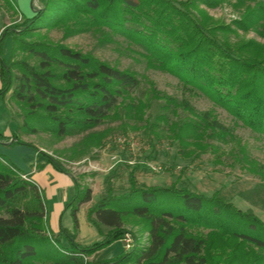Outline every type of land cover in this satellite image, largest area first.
<instances>
[{"label":"trees","instance_id":"1","mask_svg":"<svg viewBox=\"0 0 264 264\" xmlns=\"http://www.w3.org/2000/svg\"><path fill=\"white\" fill-rule=\"evenodd\" d=\"M39 1L42 9L24 16L22 23L0 36V99L4 103L11 92L13 99L26 107L21 126L25 131H45L62 138L122 116L144 120L145 109L160 100L159 120L180 145L206 151L216 149L214 141L232 142L250 171L264 177V166L244 153L241 140L213 113L197 112L185 99L160 94L154 83L142 84L132 70H122L63 44L28 42L41 26L64 27L66 31L73 22L83 29L105 26L138 44L149 68L176 76L184 87L198 90L264 136V56L245 54L210 31L208 17L192 10L196 1ZM202 1L209 6L218 3ZM238 1L253 2L251 12L259 14L264 26V0ZM239 24L247 28L244 22ZM16 30L21 32L16 34ZM10 38L12 55L6 60L4 50ZM17 49L34 63L15 59ZM11 139H15L13 144L32 147L15 132L11 137L0 134V142ZM45 163L68 173L50 157ZM23 175L24 171L6 164L0 155V264H223L217 258L212 263L206 255L214 239L232 253L238 246L255 249L257 256L246 264H264V222L218 192L209 196L175 185L138 187L132 173L129 191L114 195L110 189L89 209V222L98 230L107 227L109 232L99 242L82 245L76 241V232L69 229L61 227L53 233L42 189ZM74 184L76 194L70 206L78 228L79 207L91 201L92 192L79 189L76 181ZM128 221L144 225L148 233L145 247L138 250L134 246L110 260L88 259L121 240Z\"/></svg>","mask_w":264,"mask_h":264},{"label":"rangeland","instance_id":"2","mask_svg":"<svg viewBox=\"0 0 264 264\" xmlns=\"http://www.w3.org/2000/svg\"><path fill=\"white\" fill-rule=\"evenodd\" d=\"M194 1L197 7L192 10L208 17L206 26L210 31L221 39L229 40L245 54L264 56V26L260 24L259 14L252 13L253 2L216 0L218 3L215 6H209L202 0ZM42 8L39 0H0V36L22 23L24 16L31 17ZM239 22H244L247 28H241ZM73 24L69 26V31L64 27L41 26L36 36L28 42L42 40L63 44L122 70L136 72L142 84L148 81L154 83L160 94L185 99L197 112L213 113L241 140L242 146L246 148L244 153L264 166L263 135L253 132L198 90L184 87L176 76L149 68L145 58L139 54L142 48L132 39L114 34L105 26L83 29ZM20 32L16 30V34ZM11 39L5 45L6 60L12 55ZM16 55L17 60L27 58L30 63H34L20 49H17ZM158 104H162V101L155 100L151 108L145 109L144 120L122 116V119L106 120L85 133L60 138L45 131H25L21 126L26 120L27 109L13 99L10 92L4 103L0 99V134L11 137L15 132L22 142L32 147L13 144L15 139H11L9 142H0V155L6 164L15 165L24 171L27 178H31V170L38 169L35 180L42 189L50 228L57 230L60 224L70 228L76 232V241L82 245L99 242L109 232V228L102 226L98 230L89 222V209L105 197L110 189L114 195L129 191L132 173L138 187L175 185L209 196L218 192L226 201L243 211H251L264 222V177L250 171L243 163V156L238 154L239 150H233L232 142L220 144L214 141L216 149L206 151L191 144L180 145L174 139L173 132L168 131L163 121L159 120L161 111ZM179 113L184 114V111L179 109ZM47 156L59 162L68 173L51 171L50 166L40 168L47 161ZM70 176L79 189L90 188L92 192L91 201L79 207L78 228H75L73 207L69 204L76 194ZM124 231L123 236L130 234L138 250L147 245L148 233L143 224L128 221ZM63 243L67 246L65 241ZM208 247L206 255L212 263L217 258L223 264H229L233 257L235 259L230 264H246L253 262L257 256V250H242L241 246L232 253L216 239L211 240ZM123 251L126 250L119 240L88 259L110 260Z\"/></svg>","mask_w":264,"mask_h":264},{"label":"crops","instance_id":"3","mask_svg":"<svg viewBox=\"0 0 264 264\" xmlns=\"http://www.w3.org/2000/svg\"><path fill=\"white\" fill-rule=\"evenodd\" d=\"M46 162V161H45ZM42 163V165L44 164V166H43V169L46 167V168H48V166H50L52 169H50L51 171H57V169L52 165V164H46V163ZM34 170V169H33ZM31 170L32 171V176H31V178H32V180H34L36 183H37V181L35 180V175L38 173V169H36V170ZM59 171V170H58ZM27 172H29V171H27ZM71 178H72V176H70ZM72 180H73V178H72ZM73 185H74V187H75V184H74V180H73ZM74 190H75V188H74ZM71 203V202H70ZM69 203V204H70ZM68 204V205H69ZM68 205H67V208H68ZM61 227H64V225H62V224H60V226H59V229H57V230H52L54 233H58L59 232V230H60V228ZM64 228H66V229H69L70 231H71V229L70 228H68V227H64ZM77 239V238H76Z\"/></svg>","mask_w":264,"mask_h":264},{"label":"built area","instance_id":"4","mask_svg":"<svg viewBox=\"0 0 264 264\" xmlns=\"http://www.w3.org/2000/svg\"><path fill=\"white\" fill-rule=\"evenodd\" d=\"M22 177L27 178L26 175H23ZM121 242L126 251L133 249V247L135 246V244L133 243L134 242L133 237L128 233L122 237Z\"/></svg>","mask_w":264,"mask_h":264}]
</instances>
